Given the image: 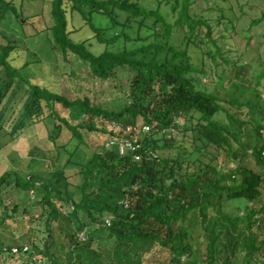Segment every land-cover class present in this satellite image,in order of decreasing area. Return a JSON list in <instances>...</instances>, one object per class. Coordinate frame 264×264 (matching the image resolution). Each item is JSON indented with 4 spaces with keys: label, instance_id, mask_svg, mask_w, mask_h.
Segmentation results:
<instances>
[{
    "label": "trees",
    "instance_id": "trees-1",
    "mask_svg": "<svg viewBox=\"0 0 264 264\" xmlns=\"http://www.w3.org/2000/svg\"><path fill=\"white\" fill-rule=\"evenodd\" d=\"M194 3V0H157L155 7L148 8L139 0L50 1V30L64 60L73 56L86 63L93 80H107L116 69L127 68L134 73L128 100L119 111L95 105L87 96L71 100L57 90L31 83L10 65L9 58L16 47L9 43L1 48L2 70L13 79H23L28 86L26 108L30 119L20 125L16 135L45 117L54 123L58 132L63 128L71 131L72 138L81 146L86 145L82 130L106 133L103 127L98 128L95 119L118 125V132H109L112 138L125 135L126 126L139 121L154 129L169 130L176 116L183 114L195 118L194 113L199 114L196 124L190 128L197 131L199 138L192 135L188 156H171L169 150L175 148L176 140L170 142L168 133L164 134L162 145L153 134L145 137V147L158 154L154 160L143 158L136 162L131 154L121 156L115 151H106L103 146L92 149L83 165L74 162L81 165V181L73 186L72 192L63 173L60 175L65 181L64 187L59 185L60 178L48 182L35 172L22 175L9 170L0 175V190L6 187L30 193L37 185L42 188L39 202L44 207L48 230L61 216V209L69 204L73 207L68 211L69 218L76 221L80 232L86 224L77 220L79 213H83L90 224L104 225V219L111 216V226L106 229L109 235L116 237L117 243L110 264H122V257H125V264H264L261 253L264 249L261 218L264 216V135L261 132L264 122L256 124L249 118L244 120L223 106L228 104L237 109L243 106L251 113L257 111L254 98L241 104L235 97L228 99L221 93L196 87L194 75L202 74L206 79L209 73L197 68L188 52L189 45L194 42L191 35L198 28L199 35L205 29L209 37L213 18L193 13ZM69 11L77 12L90 25L97 40L107 47L121 37L142 44L120 51L105 48L95 54L85 42H75L69 37ZM120 13L125 14L123 23L118 20ZM217 13L220 18L225 17L221 8ZM94 14L107 18L111 25L123 24L127 28H131L133 22L143 27L149 18L152 24L146 25L149 34L145 37L133 39L121 32L108 38L103 36V28L93 24L91 16ZM16 16L22 23L21 16ZM259 21L255 19L252 23ZM175 27L183 28L188 37L185 50L168 43ZM220 49L217 46L219 54ZM212 60H215L214 55ZM248 72L247 64H237L233 60L230 83L235 80L248 84ZM260 75L264 76V71ZM259 85L257 79L255 86ZM56 104L77 109L83 118L87 117V122L70 123L57 113ZM219 112L225 115L227 125L213 119ZM56 139L54 143L59 147ZM198 139L202 141L201 147L196 145ZM60 147L66 149L67 146ZM207 147L212 152L208 158L203 154L202 158L193 156ZM166 150L167 154L160 158V153ZM183 153L186 155L187 151ZM219 157L222 159L218 160ZM247 157L252 158L251 164L246 162ZM124 201H128L127 207ZM16 207L12 208V213ZM50 236L44 241L42 256L49 259L48 264H58L51 250ZM78 242L82 250L91 248L89 252L99 255L88 238ZM154 247L168 254L167 261L156 254L144 258Z\"/></svg>",
    "mask_w": 264,
    "mask_h": 264
},
{
    "label": "rangeland",
    "instance_id": "rangeland-1",
    "mask_svg": "<svg viewBox=\"0 0 264 264\" xmlns=\"http://www.w3.org/2000/svg\"><path fill=\"white\" fill-rule=\"evenodd\" d=\"M50 1L3 0L0 2V52L2 46L12 43L16 49L9 58L10 65L19 70L23 78H29L31 83L42 84L57 90L71 100L87 96L95 105L111 111H119L128 100L129 85L134 73L127 68L116 69L113 76L107 80H93L86 63L73 56L64 60L60 48L53 41L50 30L52 26ZM156 1L139 0V3L153 8L156 6ZM214 1L217 5L213 4ZM214 1L206 3L204 0H194L195 3L192 5V12L197 16L213 18L211 19L213 21H210L212 32L209 37L205 35V29L199 35L198 28L191 35L195 43L189 45L188 52L196 67L204 68L209 73L206 79L202 77V74L194 75L196 87L221 93L228 99L235 97L241 104L254 98L257 102V111L251 113L243 106L240 109L228 104L223 106L244 120L249 118L253 123L263 124L264 76L260 74L264 71V17H262L264 16V0ZM218 8L223 10L225 17H219ZM16 15L21 16L22 23ZM68 19L69 37L75 42H85L95 54H99L105 48L120 51L142 44V42L134 43L121 37L107 47L106 44L97 40L90 25L83 21L77 12L69 11ZM91 19L95 26L103 28V36L108 38L121 32L128 33L133 39L138 36L145 37L149 34L146 25L152 24V19L149 18L144 21L143 27L133 22L130 24L131 28H127L123 27V24L111 25L107 18L99 14L92 15ZM255 19L260 21L253 24L252 21ZM118 20L123 23L125 14L120 13ZM182 29L175 27L172 37L168 40L170 45L179 50H185L188 47V37ZM217 46L221 48L220 54ZM213 55L215 60H212ZM226 60L230 63L228 64ZM233 60H236L237 64H247L248 84L235 80L230 83L229 70ZM257 79L260 80L259 86H255ZM27 89L28 86L23 79L19 77L13 79L0 67V175L9 170L20 172L22 175L35 172L40 179H46L48 182H54L55 179L60 178L59 185L64 187L65 181H62L60 175L63 173L68 179V188L72 192L73 186L81 181V165L74 162L83 165L92 149L103 148V143L109 138L110 130L118 132L119 127L117 124L95 119L98 128L103 127L106 133L82 130L86 145L79 146L78 141L72 138L71 131L63 128L58 132L54 128V123L45 119L44 111L42 121L21 129L22 131L16 135L20 125L30 119L26 108L29 96ZM55 109L61 117L72 124L87 122V117L83 118L77 109H66L60 104H56ZM194 116L195 118L192 115L180 114L173 118L169 126L171 138L169 141L176 140V146L169 150L171 156L175 154L181 158L188 156L191 149L190 143L193 140L192 135L199 138L197 131L193 132L190 129L196 124L199 114L194 113ZM213 119L227 125L226 117L222 112L217 113ZM164 131L165 128L152 131L159 145L164 142ZM55 138L60 146H67L66 149L57 147L54 143ZM196 145L201 147L202 141L198 139ZM209 148L207 147V150L201 153H194L193 156L202 158L203 154L205 158H208L212 153ZM74 149L77 150L73 151ZM184 151H187L186 155ZM166 154L167 150L159 156L162 158ZM221 159V157L218 158V160ZM246 162L251 164L252 158L247 157ZM30 193L13 188L6 189V187L0 190V245L2 248L0 264H23L26 260L24 256H14L3 249L24 245L28 246L35 256L48 262L49 259L42 254L44 241L50 234L51 250L58 264H110V258L114 259L113 253L117 239L109 235V229L102 224H90L83 213L78 214L77 220L86 224L85 240L88 238L92 242L93 250L99 254L95 256V253L89 252L91 248L82 250L81 244H77L80 243L79 235L82 232L78 231L76 221L69 218L68 211L72 210L71 204L61 209V216L53 222L52 229L48 230L44 222V207L39 202L43 196V190L37 185ZM14 206L17 207L12 213ZM261 218L264 224V216ZM261 253L264 260V249ZM152 254L167 261L168 254L157 247L145 254L144 258ZM121 263L125 264V257L121 258Z\"/></svg>",
    "mask_w": 264,
    "mask_h": 264
},
{
    "label": "built area",
    "instance_id": "built-area-1",
    "mask_svg": "<svg viewBox=\"0 0 264 264\" xmlns=\"http://www.w3.org/2000/svg\"><path fill=\"white\" fill-rule=\"evenodd\" d=\"M153 129L154 128L152 125L145 122L128 125L125 128V135L121 137L108 138L103 143V147L106 151H115L121 156L125 154H131L136 162L141 161L143 158H147L149 160L157 159L158 154L150 147H145L144 145L145 137L152 134ZM156 130L160 131L161 129ZM169 132L170 130L165 129L164 134L168 133V137H170ZM261 132L264 135V128L261 130ZM262 155L264 156V151L262 152ZM123 203L125 207L128 206V201H124ZM111 220V216L106 217L104 219L103 226L106 228L110 227ZM85 234L86 228L79 235V241H85ZM3 250L14 256H24L26 260L23 264H48L46 260L35 256L31 249L26 245L10 246L7 248L4 247ZM180 261L184 263V257H181Z\"/></svg>",
    "mask_w": 264,
    "mask_h": 264
}]
</instances>
